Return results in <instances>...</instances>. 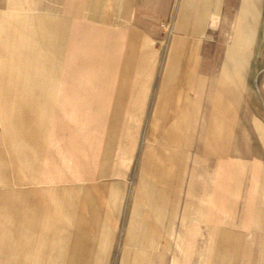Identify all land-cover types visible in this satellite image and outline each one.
I'll list each match as a JSON object with an SVG mask.
<instances>
[{"label":"crops","instance_id":"crops-1","mask_svg":"<svg viewBox=\"0 0 264 264\" xmlns=\"http://www.w3.org/2000/svg\"><path fill=\"white\" fill-rule=\"evenodd\" d=\"M259 11V0H0V73L6 70L17 76L12 83L0 82V92L19 93L0 104L12 102L9 107L29 109L26 195L12 201L11 234L34 236L37 244L31 251L37 254L34 259L0 264H112L106 201L116 211L123 203L126 182H110L103 188L85 184L80 147L75 183L68 185L66 155L62 156L61 144L52 153V132L46 130L49 124L62 122L48 116L52 101L67 105L68 87L85 91L83 77L99 59L98 45L104 38L119 45L121 61L114 73L116 83L109 88L110 125L96 178L112 172L116 124L125 109L149 107L146 119L139 120L145 124L140 199L135 200L138 206L126 233L137 247L125 250L114 264H181L168 247L182 236L188 237L190 251H196L199 237L211 234L206 223L205 205L212 201L205 163L212 156L221 160L229 146L231 156L245 152L242 125L250 109L244 103L245 92L253 89L249 78L259 73ZM54 16L61 18L60 25L53 24ZM68 23L83 30L73 34ZM137 60L145 65L138 84L132 79ZM69 76L76 79L73 87ZM251 101L252 123L259 124L254 94ZM204 108L210 111L205 113ZM228 108L235 114L229 115ZM203 123L210 124L206 139L197 128ZM194 204L202 207L192 213ZM149 220L163 226L150 227ZM75 228L86 231L82 242L69 241L58 251L47 247V237L72 235ZM36 236L46 239L38 243ZM153 236L162 237L155 252ZM216 249L218 261L199 264L228 260L232 245L222 238Z\"/></svg>","mask_w":264,"mask_h":264},{"label":"rangeland","instance_id":"rangeland-1","mask_svg":"<svg viewBox=\"0 0 264 264\" xmlns=\"http://www.w3.org/2000/svg\"><path fill=\"white\" fill-rule=\"evenodd\" d=\"M259 28L260 37V58L257 61L259 73L254 76V81L249 78L250 83L254 84L252 91L245 92V106L252 109L251 95L254 94L257 100V111L259 124L252 123L251 110L246 113V121L243 129L244 153L239 155L228 154L219 160L218 157L212 156L206 161L205 175L208 183V194L211 203L206 204L207 208V226L211 234L199 237V244L191 251L188 246V237H176L178 244L174 241L169 250L173 251V257L179 260L181 264L191 262L205 263L218 261L217 247L222 238L232 245V260L220 261V264H236L237 261L243 264H264V0H259ZM53 24L60 25L61 18L54 16ZM65 25V24H64ZM69 32H81V28L75 27L74 24L68 23ZM59 31V29H56ZM40 31L37 28V33ZM43 33V32H41ZM55 34V33H47ZM58 34V33H57ZM100 47L99 59L91 63L87 74L83 77L85 91L76 92L74 87L76 79L74 76L68 77V83L73 84L68 87L67 105L61 101L54 100L52 105L46 108L48 116L53 122L49 124L47 131L52 132V153L57 150L56 146L62 145V156L67 158V175L68 185L75 183V172L77 170L80 147L83 149L84 162V183L87 185H96V187H109L110 182H126V189L123 203L119 204L114 211L113 206L106 201V219L112 235L109 236L112 252L110 258L112 264L122 258L125 250H132L137 247L127 238V229L134 210L135 200L139 202V183H140V152L142 137L144 132V122H139L140 117L143 120L149 114V107L141 108L134 106L125 109L124 118L116 124V141L112 153V172L108 176L96 178L97 164L102 153L103 145L107 138L109 127L110 113L112 108L110 86L116 83L120 56L118 44H111L104 38L103 45ZM0 56H2L0 54ZM145 62V61H144ZM141 61L137 60L136 75L132 76L133 83H140L144 71ZM86 72V70H85ZM94 74H89V73ZM3 73H7L3 70ZM0 73V82L4 84L12 83L17 76L2 75ZM109 73V74H104ZM113 73V74H112ZM2 80V81H1ZM251 85V84H249ZM250 87V86H249ZM88 89V90H86ZM95 89V90H94ZM19 93L0 92V100H12L13 96ZM133 94L139 95V92ZM137 98V97H136ZM136 103H139L136 101ZM5 106L0 104V216H4L0 223V263H6L15 260L34 259L31 251L37 244L34 243L35 237L28 235H13L12 229V201L15 196L26 195L27 185V144H28V124L27 116L29 109L9 107L12 102H4ZM247 108V109H248ZM213 110V109H212ZM203 111L208 113L210 108H204ZM208 111V112H207ZM229 115H234V108H228ZM220 112V111H219ZM198 132L200 131L204 138L209 133L210 124H197ZM232 128V125H231ZM235 128V126H234ZM59 133H61L60 138ZM199 139V133L197 134ZM82 137V138H81ZM240 157V158H239ZM243 160V162H239ZM239 162V163H238ZM55 169V166H52ZM64 165L61 166L63 168ZM95 173V175H94ZM20 191V192H19ZM15 200V199H14ZM169 208L171 204L169 205ZM202 205H191L192 213ZM195 216L198 213H194ZM141 215H145L141 209ZM201 215V214H200ZM27 218V217H25ZM199 222V219H196ZM150 227H162L155 221H148ZM20 232L26 230H19ZM39 231V229H37ZM59 231V229L57 230ZM71 231V230H70ZM74 234H62L47 237L50 241L47 245L52 251H58L64 248L69 241L79 244L86 236L83 228H75ZM88 233V232H87ZM90 233V231H89ZM221 233V234H219ZM91 234V233H90ZM156 239L152 250L158 251L159 240L162 237L153 236ZM165 238V237H163ZM46 237L36 236V242L41 243ZM171 237H169V240ZM198 240V238H197ZM33 241V242H32ZM78 241V242H77ZM197 242V241H196ZM198 243V242H197ZM157 245V246H156ZM215 249V251H214ZM38 253V252H37ZM53 252L48 254L52 259ZM38 258V257H36Z\"/></svg>","mask_w":264,"mask_h":264},{"label":"bare ground","instance_id":"bare-ground-1","mask_svg":"<svg viewBox=\"0 0 264 264\" xmlns=\"http://www.w3.org/2000/svg\"><path fill=\"white\" fill-rule=\"evenodd\" d=\"M36 255H37V254L34 252V254H33L34 258H35Z\"/></svg>","mask_w":264,"mask_h":264}]
</instances>
